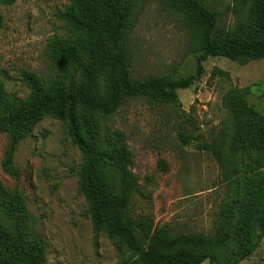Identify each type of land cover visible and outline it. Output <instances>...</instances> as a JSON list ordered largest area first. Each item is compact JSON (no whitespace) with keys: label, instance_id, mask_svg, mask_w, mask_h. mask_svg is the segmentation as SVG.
<instances>
[{"label":"rangeland","instance_id":"obj_1","mask_svg":"<svg viewBox=\"0 0 264 264\" xmlns=\"http://www.w3.org/2000/svg\"><path fill=\"white\" fill-rule=\"evenodd\" d=\"M220 13L217 34L228 41L263 37L261 0H204ZM122 0L125 42L135 81L156 79L170 85L196 74L193 34L173 0ZM69 0H16L0 4V86L27 99L22 74L48 82L61 71L48 44L55 36L74 39L59 15ZM110 47V46H109ZM204 75L176 98L160 100L152 92L129 98L111 115L82 110L84 136L111 157L131 153L139 178L130 213L150 218L171 234H198L217 245L202 264H264V204L256 211L262 177L264 141V61L210 56ZM96 92L107 97L108 74L94 66ZM223 75H221V73ZM12 134L0 131V249L15 220L6 205L20 196L30 222L44 244L47 264H123L129 256L104 230L94 232L88 202L79 191L81 152L62 122L46 117L18 146L10 170L2 164ZM231 158L223 168L213 156ZM106 195L120 192L114 171L101 174ZM9 205V204H8ZM259 217L262 227L256 225ZM30 249L7 264H25ZM1 264V263H0Z\"/></svg>","mask_w":264,"mask_h":264},{"label":"trees","instance_id":"obj_2","mask_svg":"<svg viewBox=\"0 0 264 264\" xmlns=\"http://www.w3.org/2000/svg\"><path fill=\"white\" fill-rule=\"evenodd\" d=\"M69 1L70 8L59 17L71 27L74 39L55 36L48 44L51 61L61 73L43 82L34 73L24 72L22 80L31 91L27 99L7 94L3 85L0 86V131L9 130L12 134L2 164L4 170H10L19 144L40 122L46 117L58 120L83 157L78 174L79 191L88 202L92 228L96 235L105 230L119 248L129 253L123 264L204 263L209 259L208 250L217 245L213 239L192 233L171 234L166 227L155 226L148 217L137 219L131 215L134 196L140 190L139 178L132 169L131 153L125 151L121 157H111L96 141L85 137L80 112L89 110L111 115L125 100L147 92L160 100L176 98L179 90L200 81L205 72L203 63L210 56L223 55L233 60L252 57L264 61V0L259 4L263 37L254 42H228L218 35L220 13L204 0H173L192 31L195 51L202 54L195 75L170 85L153 78L133 79L125 42L122 0ZM161 1L170 3L169 0ZM15 2L0 0L2 5ZM96 64L108 74L110 92L107 97L98 96L95 90ZM212 154L223 168L231 164V158L223 150H214ZM261 163L263 173L255 201L258 214L264 204V141ZM111 170L120 177L117 195H106L100 180L101 174ZM8 204L6 215L9 213L15 223L0 249V263L7 264L9 258L23 253V248L28 247L30 254L25 264H47L45 244L36 234L20 196ZM256 225L259 229L262 227L259 217Z\"/></svg>","mask_w":264,"mask_h":264}]
</instances>
